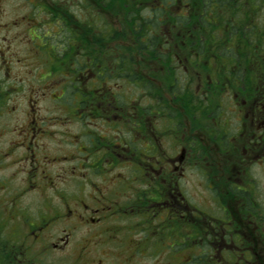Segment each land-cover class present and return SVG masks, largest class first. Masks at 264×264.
Returning a JSON list of instances; mask_svg holds the SVG:
<instances>
[{
  "label": "flooded vegetation",
  "instance_id": "af4514ba",
  "mask_svg": "<svg viewBox=\"0 0 264 264\" xmlns=\"http://www.w3.org/2000/svg\"><path fill=\"white\" fill-rule=\"evenodd\" d=\"M263 12L0 0V264H264V56L234 55Z\"/></svg>",
  "mask_w": 264,
  "mask_h": 264
},
{
  "label": "rangeland",
  "instance_id": "374dc122",
  "mask_svg": "<svg viewBox=\"0 0 264 264\" xmlns=\"http://www.w3.org/2000/svg\"><path fill=\"white\" fill-rule=\"evenodd\" d=\"M264 13V12H263ZM215 51L216 48H213ZM218 52V51H217ZM8 115L0 116V127L3 125V123L8 120ZM4 126V125H3ZM5 127V126H4ZM10 136V134H9ZM10 172V169H4L3 171H0V176L2 175L7 176ZM4 182L7 185V188L3 191H0V215H6L5 208L11 206H15L13 204V197L16 195V191L12 187V183L14 181H7V179L4 177ZM36 199L35 192H29L26 193L20 200H18L16 203L18 206L23 207L25 204L28 205L29 201H33ZM30 211L33 213L35 211V207L30 206ZM105 257V260L102 262V264H176L175 258H173L171 255H162V257L158 255H152V256H142V255H136L132 256L129 253L122 254V255H105L102 256ZM160 257V258H159ZM69 261L64 260L63 264H67ZM62 264V263H58ZM98 264V263H97Z\"/></svg>",
  "mask_w": 264,
  "mask_h": 264
},
{
  "label": "trees",
  "instance_id": "16d2710c",
  "mask_svg": "<svg viewBox=\"0 0 264 264\" xmlns=\"http://www.w3.org/2000/svg\"><path fill=\"white\" fill-rule=\"evenodd\" d=\"M256 36H255V40L254 42H250V43H253V45H250V46H242V45H239V47L237 48H234V55L235 53H237V55L235 56H264V31L263 33H260L258 34V31H254ZM241 33V34H240ZM239 33V36L242 35V32ZM228 36L227 33H225V38ZM216 50H221V53L222 54H227V52L229 51H226V48H223V47H216ZM252 62V61H251ZM251 62H246V61H243V60H240L238 61L239 64H241L242 66H251L252 63ZM254 68H250L249 71L253 70ZM256 71H259L260 73L261 72H264V64L263 66L259 67ZM0 246H1V243H0Z\"/></svg>",
  "mask_w": 264,
  "mask_h": 264
}]
</instances>
